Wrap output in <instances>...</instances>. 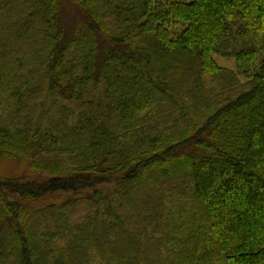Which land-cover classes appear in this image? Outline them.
Masks as SVG:
<instances>
[{"label": "trees", "instance_id": "obj_1", "mask_svg": "<svg viewBox=\"0 0 264 264\" xmlns=\"http://www.w3.org/2000/svg\"><path fill=\"white\" fill-rule=\"evenodd\" d=\"M68 1L0 0V264H264V0Z\"/></svg>", "mask_w": 264, "mask_h": 264}, {"label": "rangeland", "instance_id": "obj_2", "mask_svg": "<svg viewBox=\"0 0 264 264\" xmlns=\"http://www.w3.org/2000/svg\"><path fill=\"white\" fill-rule=\"evenodd\" d=\"M60 3L62 6L61 7V10H62L61 11V19H62L63 25L65 26V28L67 30H74V28H76V26H78L81 22H83V20H84L83 13L81 12V10L78 8V6L76 4L69 2L68 0H60ZM213 58L219 67L230 70V71L235 72V73L239 72V69H238V66H237L235 59H224L218 55H214ZM30 173H31V170H30L29 164L23 163L19 159L4 158L0 154V176L11 177V178L12 177L22 178V177L30 175ZM181 186H182L181 183H178L175 187L180 188ZM190 196L191 195H188L187 198H185L184 200H180V202L184 201V202L188 203L189 205H192L193 199ZM177 205L178 204H174L173 208H171V209L170 208L168 209V207H167V209H166L167 214L166 215H170V211L175 213V211L177 209ZM93 212L94 211L89 207L85 216L86 217L88 215L92 216ZM165 224H166V222L164 223V225ZM48 225H49V223H48ZM72 226L78 227L79 231L81 233L85 234V231H86V229L84 228L85 224L80 222V219L77 218L74 221L72 220ZM148 239L153 240V237L148 238ZM156 239H157L156 241L159 244L162 243L164 247H166L167 249L170 250L171 247H169L166 243H164L162 238L158 237ZM170 252L173 253L175 251H174V249H172Z\"/></svg>", "mask_w": 264, "mask_h": 264}]
</instances>
